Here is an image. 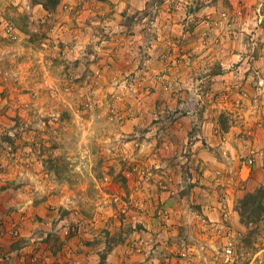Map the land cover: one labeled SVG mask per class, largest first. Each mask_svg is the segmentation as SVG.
Returning <instances> with one entry per match:
<instances>
[{
	"label": "rangeland",
	"instance_id": "1",
	"mask_svg": "<svg viewBox=\"0 0 264 264\" xmlns=\"http://www.w3.org/2000/svg\"><path fill=\"white\" fill-rule=\"evenodd\" d=\"M42 1L0 0L4 264L82 227L118 240L144 213L190 264H225L228 241L236 264H264V217L243 207L264 187V0Z\"/></svg>",
	"mask_w": 264,
	"mask_h": 264
},
{
	"label": "crops",
	"instance_id": "2",
	"mask_svg": "<svg viewBox=\"0 0 264 264\" xmlns=\"http://www.w3.org/2000/svg\"><path fill=\"white\" fill-rule=\"evenodd\" d=\"M194 67H195V71L199 70L200 68L199 65H194ZM234 70L232 69L231 71L227 72L228 74L223 76V78L229 79V77H232L235 74ZM239 70L241 71L244 70L247 72L249 69L245 67H239ZM200 76L202 75H199L197 78L198 80L203 82L205 78L200 79ZM209 76H212V75H209ZM243 76L245 79L247 78L246 75H243ZM183 81L185 80L183 79ZM241 84H243V86L246 85V83L244 84L243 82H240V85ZM219 132L220 130L218 128V130H216V133H219ZM221 132L222 134H224V136L223 137L221 136L220 140L217 142L214 141V139L212 138V146L216 144V146L220 147L222 150L225 148L228 149L232 146L231 145L232 142L230 140V137H231L230 132H225L224 130H221ZM196 145H198V143ZM213 161L215 160L212 159V162ZM220 161L226 164V162H224L223 159H221ZM162 162L163 161L161 159L155 156V159L151 158L148 164L157 163L158 164L157 166H162L160 165ZM258 175L259 177L257 180L261 182V184L264 185V178L262 177L263 173L259 172ZM95 181H97V176H96ZM101 192H103L102 189H101ZM169 198L170 197H167L165 200L162 199L163 200L162 203L168 204L166 200ZM172 207L175 209L176 206L172 205ZM145 210H148V207H146ZM172 210L170 209L169 211H172ZM212 212H213V209H212ZM141 215L142 217L139 220L144 224L145 229H142V228L133 229L130 233H124L123 237L122 236L118 237L120 239L118 244H112V248L106 249L105 247H103V245L104 246L106 245V238H105L106 235H103L104 237L100 235L97 237V239H95L93 237L97 236L98 234L93 235V234H88V233L87 234L82 233L83 230H87V229L90 230L89 233H92V231H98L99 228H103V227L99 225L98 226L96 225L95 228H93L92 226H88V228L82 227V230L75 237L72 238L70 235V237H68L67 239L64 238L60 241L62 250L57 255H54L52 253V250L50 249L49 244H44L43 245L44 248L45 246L49 247L48 252H45L43 255V258H45L46 261H44L43 263H39V264H101V262H103V264H151V263L166 264L167 259L162 256L163 253H168V255H170V259L167 260L168 264H190L188 260L181 258L183 249L179 245L176 244L177 242L172 243L171 231H167L165 227L163 228L162 226H157L156 224L153 225L155 220L151 219L150 216H147V214L144 213ZM172 221H173V217L171 219V222ZM88 235H89V238H91L90 240H94V243H86V245H83V241H81V238H84ZM151 235H154V237H157L158 245H157L156 250H153L152 252L147 250L143 254L131 252V248L129 247L130 246L129 244L132 241L137 240L139 238H145ZM62 236L61 238H63ZM29 250H31L30 252H32L33 249L29 248ZM39 253L40 254L35 255L36 257L35 256L33 257L40 258L42 255V252H39ZM33 257L32 259L31 258L29 259L28 257L19 256V257L14 258L13 260L14 262H16V264H33L35 263ZM102 257H104L103 260H102ZM194 260L192 259V262H194ZM8 261H9V257L4 258L3 256H0V264H4V262L6 263Z\"/></svg>",
	"mask_w": 264,
	"mask_h": 264
},
{
	"label": "trees",
	"instance_id": "3",
	"mask_svg": "<svg viewBox=\"0 0 264 264\" xmlns=\"http://www.w3.org/2000/svg\"><path fill=\"white\" fill-rule=\"evenodd\" d=\"M43 2V6L46 10L48 11H53L57 8V6L59 5V0H44ZM243 207H244V214H247L248 218L251 220V222L253 223H257L259 221L262 220V218L264 217V187H260L259 189H257L255 192L253 193H249L243 202ZM244 216V215H243ZM50 235V234H49ZM53 236V235H51ZM111 240L108 241V234L106 235V241L107 242V248H112V244H118L119 240H114L112 239L113 237H110ZM59 239L56 237L53 241L54 243L50 245L52 238H48L46 239L45 243H43L42 241H38V243H36V245H34L32 252L34 253L33 256L40 254L39 252H42L41 257H43L45 252H48L49 247L45 248L43 247L44 244H49L50 245V249L52 250V253L54 255H57L61 250V244L60 241H58ZM26 242V241H25ZM25 244V243H24ZM23 244V248H25V246H27L28 244ZM22 247L19 248L18 245L13 246V250H18L21 249ZM44 249V250H43ZM36 257V256H35ZM34 258L37 259L35 262H37L39 260V258ZM104 259V257H102V260ZM103 264V262L101 263Z\"/></svg>",
	"mask_w": 264,
	"mask_h": 264
},
{
	"label": "built area",
	"instance_id": "4",
	"mask_svg": "<svg viewBox=\"0 0 264 264\" xmlns=\"http://www.w3.org/2000/svg\"><path fill=\"white\" fill-rule=\"evenodd\" d=\"M17 31L18 30L16 28H14L13 26H10V25L6 26V35L14 41L19 39V32H17ZM253 163H254V160L251 159L249 161L248 165H246L248 175L251 172V167H252ZM152 242H153V240H151V243ZM149 244H150V242L146 241L145 239L139 238L137 240L132 241L129 244L130 245L129 247L131 248V252L140 254L144 251L146 246H148ZM223 249H224V256L226 259L225 264H236V252H235L234 243L232 241H228L225 244ZM36 260L37 259H35L34 261H36ZM167 260H166V264H168Z\"/></svg>",
	"mask_w": 264,
	"mask_h": 264
}]
</instances>
